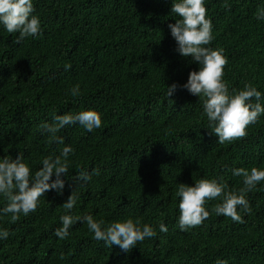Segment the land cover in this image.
I'll return each mask as SVG.
<instances>
[{
    "label": "trees",
    "instance_id": "16d2710c",
    "mask_svg": "<svg viewBox=\"0 0 264 264\" xmlns=\"http://www.w3.org/2000/svg\"><path fill=\"white\" fill-rule=\"evenodd\" d=\"M173 2L179 0H33L42 34L19 44V34L0 24V159L21 155L34 175L45 158L73 149L62 193L46 192L36 211L15 223L0 213V230L9 232L0 239V264H264V181L246 194L251 212L238 208L243 223L217 216L218 198L206 202L210 216L201 226L179 228V184L214 179L239 193L243 178L234 169L264 170V114L244 139L219 144L210 134L202 100L182 87L200 66L176 51L168 27L179 19ZM204 6L213 25L208 47L228 60L230 93L250 83L264 94V20L256 19L264 0ZM173 83L181 87L168 98ZM77 84L81 94L73 97ZM87 110L101 115V127L66 126L57 134L64 144L50 143L40 128ZM94 169L99 174L78 186V172ZM74 190L79 199L66 213L62 205ZM6 205L0 197V209ZM65 214L92 215L104 227L139 219L157 235L125 253L77 222L60 240L54 232Z\"/></svg>",
    "mask_w": 264,
    "mask_h": 264
},
{
    "label": "clouds",
    "instance_id": "9594fccd",
    "mask_svg": "<svg viewBox=\"0 0 264 264\" xmlns=\"http://www.w3.org/2000/svg\"><path fill=\"white\" fill-rule=\"evenodd\" d=\"M34 12L33 0H0V24L9 34H19L15 43L19 44L27 37H37L42 34L39 17L34 15ZM171 13L179 17L174 24L168 25L171 36L177 44L176 51L200 66L199 71L190 72L187 83L182 87L202 100L203 114L211 128L210 134L218 137L219 144L246 138V129L257 123L264 114V106L260 103L264 94L250 83H245L243 90H233L230 93L229 86L223 79L228 60L223 55L222 49L213 50L208 47L214 39L213 25L210 19H206L207 10L204 0L173 2ZM256 19L264 20V8L257 10ZM70 68V64L65 66L66 71ZM178 87L181 86L175 83L166 87L167 97H171ZM70 94L73 97L81 94L79 84L70 90ZM253 100L256 102L253 103ZM77 123L86 131L92 132L101 127L102 118L98 112L87 110L76 115H57L52 123H43L40 128L48 134L50 143L64 144V139L57 134L66 126ZM72 152L70 146H65L60 155L45 158L42 167L34 175L30 167L23 162L21 155L16 159L8 157L0 159V197L7 201L6 207L0 209V213L10 214V222L15 223L21 215L27 216L35 212L40 198L45 197L46 192L55 190L62 193L65 184L61 177L69 173L68 157ZM93 174L98 175L99 170L94 169L91 173L80 170L76 178L78 186H85L92 179ZM233 175L243 178V187L239 189V193L229 190L226 183L214 179H200L194 186L179 184L176 195L180 197L178 223L181 231L201 226L210 216V212L205 208L206 202L218 198L222 202L214 205L212 211L217 216L223 215L231 218L233 222L243 223L238 208L245 213L251 212L246 194L264 181V170L256 167H252L250 171L238 168L233 170ZM78 199L74 190L67 202L62 205L66 213H71ZM60 220L62 227L54 232L60 240L70 235L69 229L74 224L84 222L94 233V240L103 241L109 248L113 245L119 246L125 253L131 252L146 238H154L157 235L151 226L144 224L141 227L139 219L134 221L128 218L112 222L107 227H104L103 220L97 221L92 215L80 217L65 214ZM159 228L163 233L168 231L163 223ZM8 237L7 230H0V239ZM216 264H228V262L217 259Z\"/></svg>",
    "mask_w": 264,
    "mask_h": 264
}]
</instances>
